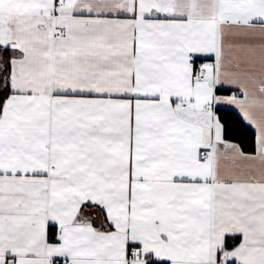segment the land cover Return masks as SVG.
<instances>
[{"label":"snow or ice","instance_id":"1","mask_svg":"<svg viewBox=\"0 0 264 264\" xmlns=\"http://www.w3.org/2000/svg\"><path fill=\"white\" fill-rule=\"evenodd\" d=\"M0 264H264V0H0Z\"/></svg>","mask_w":264,"mask_h":264}]
</instances>
